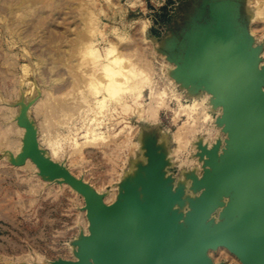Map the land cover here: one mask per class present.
<instances>
[{
  "label": "rangeland",
  "instance_id": "obj_1",
  "mask_svg": "<svg viewBox=\"0 0 264 264\" xmlns=\"http://www.w3.org/2000/svg\"><path fill=\"white\" fill-rule=\"evenodd\" d=\"M90 46L100 60L115 47L125 66L148 77L140 106L124 95L127 109L113 101L98 109L86 80ZM94 76L104 83L100 70ZM150 90L164 106L148 120L141 115L153 102ZM105 95L101 88L96 97ZM94 119L101 125L93 140L83 129ZM261 145L264 0H0V264H107L112 239L92 217L88 195L103 213L132 217L131 226L137 217L130 243L144 263L151 256L167 264L158 235L167 242L177 227L176 197L201 184L204 157L208 197L227 185L241 196V205L218 213L242 214L232 225L222 217L228 225L217 213L222 225L207 245L217 244L205 249L207 200L190 240L177 227L167 243L176 254L188 248L190 264L201 253L205 264H242L229 240L254 209L242 199L239 173L264 159ZM144 175L152 197L140 209L131 193ZM242 205L252 209L244 214ZM93 226L108 239L107 257Z\"/></svg>",
  "mask_w": 264,
  "mask_h": 264
},
{
  "label": "bare ground",
  "instance_id": "obj_2",
  "mask_svg": "<svg viewBox=\"0 0 264 264\" xmlns=\"http://www.w3.org/2000/svg\"><path fill=\"white\" fill-rule=\"evenodd\" d=\"M85 52H87L88 55L91 58H93V60H94L93 67H92V71L93 72H92V74L86 76L87 82L93 87L94 92H95L96 95L99 93V91L101 90V88L106 92V95L104 97H102L101 99L98 98V97H96V95H94V97H93L94 104H96L98 106V109H100L102 111V113H103V111L105 112V110H102V109H106V107H107L106 106V102H108V101L109 102L110 101H113L115 104L119 105V107L122 110L127 109L128 108V104L123 99V96L124 95H126L131 100V102H132V104L134 106H140L141 105L142 98H143V95H142L143 94V89L145 87H147V85H148V77L142 71L135 69L133 64L128 65V66H125L123 64V59L116 54L115 47H111L107 51V53L105 55V58L103 60H100L99 59V56L97 55L95 49L92 46H90ZM98 70L101 71V74L103 76L102 78H104V83L98 82L96 80L95 76H94L95 75V72L98 71ZM188 81H189L188 79L185 80L186 83ZM150 96H152L153 102L148 106L147 110H144V111L142 110V115H141V117L143 116V114H144V116L146 115V117L148 116V118H147L148 120L150 119V117L151 118L152 117L155 118V116L157 115L158 110L161 109L162 106H164V100L162 98L163 95L161 93L160 94L157 93L155 95V93H152L151 90H150ZM107 111H108V109L106 110V112ZM100 125H101V123L98 122L96 119L92 120L89 123V127L88 128H86V126L84 127V129H83L84 135H89L90 134L91 137H94V138H92L94 140L96 138V136L99 135ZM174 151H176V150H174ZM173 154H174L173 156L176 155L174 152H173ZM262 154H263V152H262ZM206 159H208V158H206ZM203 160H204L203 162H205V164H207V166L203 165V167H205V171H204L205 173L203 175H198L199 177L196 178V181L199 182V183L201 182V184L199 186H195L194 188H196V189H194V188L193 189H189V187L188 188H182L183 191L180 189L181 192H185V191L187 192L188 191L187 194L184 193L185 194L184 196L181 193L179 195L175 193L176 195H178L176 197L177 199L175 198L177 200V202L179 201V203H177V204H180V203L184 204V206L182 204H180L182 207L179 206L180 209H178L176 211L175 215L177 217L176 218L177 219L176 220V222H177L176 225L178 227V229H177L178 232H179L178 234L184 240L183 242H187L188 240H190V237H191V235L193 234V232L195 230V227L197 225V219H198V217L202 214V212H203V210L205 208V204H206L207 200H209V206H208V209L206 210V212H205V214L203 216V222H202V225H201V232H200V236H199V242L202 244V247L206 249V247H208V245L210 247L211 246L212 247L213 246L215 247V245L217 244L216 242L209 243L207 245V241H208V239H210L209 238V234L212 231H214L215 228H217L216 226H218V228H219L222 225L220 222H223L224 220H226V219L223 220L222 217H224V215L221 216V213H218V211H221L222 213L223 212L226 213L225 212V210H226L225 208H228L229 209L230 206L233 207L231 205V203H233L234 201H235V203H238V204L241 205V200H240L241 196L240 197L237 196L238 195L237 193H236L237 195H235L234 194L235 192L230 189L229 185H227V186H223L220 189H218L217 191H215V193L213 194V196L209 198L208 197V188H209L208 185L209 184H207L206 180H207V178H208V176H209V174L211 172V169H210L211 168V161L205 160V157H204ZM219 160H220V158H219ZM165 162H166L165 156L162 155V154H159V164H158L159 167H162V168L164 167L165 168V166H164ZM179 164H181V163H179ZM166 171H167L166 169H162V171L160 172V179H161V183L162 182H166L165 185H163V186H165L167 188V185H168L167 181L170 180V176H169V174ZM190 176H192V174H190ZM146 178H148V176L147 175H144L143 176V180L140 183L137 184L138 185L137 188L135 190H133L132 193H131V195L133 196L132 199H134V201H136V203L139 205V208L141 207L140 209L147 208V206H148V204H149V202L151 200V197H152L151 191H149L148 188L146 187V181H145ZM198 179H200V181ZM169 183H171V182L169 181ZM165 187H164V189L166 190ZM178 189H179V187H178ZM168 192H169V190H168ZM174 197H175V195H174ZM98 207H102V209H104L103 206H102V204H101V206H98ZM231 207H230V209H232ZM234 207H236V206H234ZM243 207L240 208L241 211H242V209L244 210L246 206L244 208ZM247 208H246V210L242 211V212H244V214H245V211L247 212V210L250 207L248 209ZM250 209H252V208H250ZM229 210H227L228 213L230 212ZM174 211L172 210V212H174ZM231 211H234V210H231ZM142 212H144V211L142 210ZM239 212H240V210H239ZM239 212L237 210L238 215H237V213H235L237 215L235 217H238L239 215L242 214V213L239 214ZM133 213H132V215H134ZM217 213L221 217L217 216L218 215ZM234 215L233 214L232 215L230 214V216H233V217H230L231 219H229V217L227 215H225V217L227 216L226 218H228V220H226V221H230L229 223H231V220H232L231 225L234 223V221H233V218H235ZM134 216L136 217L137 214L134 215ZM168 216H170V215H168ZM168 216H167V219H168ZM218 217H219V219H221L220 222H218L219 221ZM242 217L243 218L244 217L246 218L248 216H245V215L243 216L242 215ZM216 218H217V220H216ZM167 219H165V221ZM169 219H168V222H169ZM238 219H239V217H238ZM137 220H138V218L136 217V219L134 220V222H132V226H131V228L132 227H135V229H134L135 232L133 234L134 236H135V233L137 232V228H138V227L136 228V222H137ZM176 222H174V223H176ZM224 223H227V222L224 221ZM242 223H243V221H242ZM92 224L94 225L95 223L92 222ZM240 224L238 226H240ZM137 226H138V223H137ZM173 226H174V224H173ZM173 226H172V228H173ZM234 227L236 228L235 225H234ZM234 227H233V229H235ZM92 228H93L92 229V232H91V234H93L92 237H94L96 241L100 242V243L96 242L97 243L96 245L99 244V246H102L103 247V244L105 243V241L107 242L108 239L107 238L105 239L104 236L101 235L100 228L97 229L95 226H93ZM176 228L174 227L173 230L175 231ZM150 229H152V228H150ZM237 229H238V227H237ZM174 231H173L172 235H176L174 233ZM133 235H131V236H133ZM226 235H225V237H226ZM234 235H233V237H234ZM171 236H169L168 238L169 239L170 238L173 239L174 236L173 237H171ZM176 236L178 237V235H176ZM176 236H175V239H176ZM168 238L167 239L165 238L167 240V242H168ZM178 240L180 241V239H178ZM224 240H226V239H224ZM110 242H109V244L112 245ZM156 242H158V241H156ZM170 242H171V240H170ZM170 242H168V243L170 244ZM105 244H104L105 249H104V247H103V250H101L102 247L99 249V250L103 251L102 254H104V251L107 250L106 247H109L110 246V245L107 246L108 244H106V245ZM172 244H173V242H172ZM158 245H159V247H161L160 250H161V253L162 254L163 253H167L166 251H164L163 246H162V244L160 242L158 243ZM169 246L171 247V245H169ZM109 252H110V250L108 251V253ZM106 253L104 254V256H106ZM108 253H107V255H109ZM178 253H180V252H178ZM198 256L200 258V261H199L200 263L199 264H205L206 263V259L203 258L202 253L200 255H198ZM189 257H187V259ZM143 258H145V257H143ZM109 259H111V257ZM189 259H188V264H190ZM143 260L144 259L141 258V261L142 262H143ZM109 261L111 262L112 260L106 259L105 262L108 264ZM79 263H80V261H79ZM146 263H148V264H159V263H156V261L151 256H148L147 257ZM166 263L167 264H175V261L171 260L170 257L168 256L167 259H166Z\"/></svg>",
  "mask_w": 264,
  "mask_h": 264
},
{
  "label": "water",
  "instance_id": "obj_3",
  "mask_svg": "<svg viewBox=\"0 0 264 264\" xmlns=\"http://www.w3.org/2000/svg\"><path fill=\"white\" fill-rule=\"evenodd\" d=\"M261 146L264 150V145ZM239 179L242 198L250 201L254 211L236 229L229 243L234 247L242 264H264V159L254 168L243 166ZM88 200L92 217L112 239L110 247L112 262L114 264H148L141 261L140 251L129 241L131 217L124 214L120 216L105 214L100 210L93 196L88 195ZM158 239L175 264H185L188 248L184 247L179 254H176L164 240V236L158 235Z\"/></svg>",
  "mask_w": 264,
  "mask_h": 264
}]
</instances>
